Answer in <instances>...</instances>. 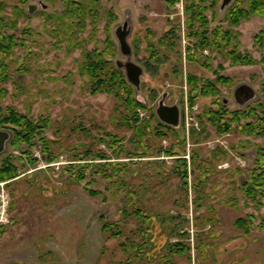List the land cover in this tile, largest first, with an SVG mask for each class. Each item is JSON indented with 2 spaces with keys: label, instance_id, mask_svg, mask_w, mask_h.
Here are the masks:
<instances>
[{
  "label": "rangeland",
  "instance_id": "obj_1",
  "mask_svg": "<svg viewBox=\"0 0 264 264\" xmlns=\"http://www.w3.org/2000/svg\"><path fill=\"white\" fill-rule=\"evenodd\" d=\"M223 1L214 0L215 20L211 19L212 11L206 12L208 21H214L211 26L220 22L228 9ZM97 7L101 17L95 26L87 19L82 32L67 29L72 35L70 43L59 41L53 32L59 24L57 18H62V0H0V18L4 21L15 17L16 8L20 10L15 28L2 29L5 38L14 36L18 42L2 60L9 77L5 82L0 80V107L13 108L37 121L49 119L45 137L53 142L47 153L42 152L37 139L32 148L22 146L15 151L9 135L0 154V163L11 156L21 173L14 183L3 186L8 206L0 224V264H264V232L254 227L245 234L235 226L238 218L257 214L247 202L244 206L241 182L247 177L255 151L264 147V137L246 136L236 123L225 135H218L211 126L201 134L197 120L204 109L217 110L216 101L230 112H244L263 100L264 65L231 67L209 50L196 49V39L189 37L183 0L174 7H167L164 0H98ZM69 24L74 26L73 21ZM123 27L128 33L125 44L129 54L122 52L115 35V29ZM263 27L264 18L252 17L235 28L241 51L257 60L264 51L254 46L253 37ZM107 34L115 49L111 61L118 67L126 62L139 67L136 96L144 98L146 107L137 110L139 118L147 119L151 114L157 118L156 105L162 96L164 104L177 107L181 118V127L173 133L166 129L168 135L163 139L153 138L150 132L153 146L143 157L128 158L117 152L118 145L109 147L111 144L99 142L102 134L110 133L124 139L123 145L129 149L132 131L119 125L118 101L105 94H90L88 76H81L77 68L81 55L76 44L83 42L87 50L105 53ZM187 56L195 58L188 62ZM205 60L212 71L204 67ZM220 64L224 70L219 74L230 80L229 85L220 86L216 98H200L190 107L187 76L213 79V71ZM241 85L254 91V98L243 106L234 99ZM247 122L242 119L239 123ZM193 129L199 139L193 136ZM0 130L10 134L7 127L0 126ZM170 148L176 156H166ZM86 150L94 154L101 150L111 161L126 164L132 188L148 179L153 189L146 193L144 205L154 213L170 212L185 218L189 239L170 237L167 231L156 228L152 242L140 241L136 250L123 254L119 244L135 226L134 222L122 221L125 193L117 195L111 184L99 177L88 187L89 178L75 182L67 172L70 161ZM47 155L55 156L56 162L48 164ZM177 159L186 163V187L175 175L181 168ZM86 187L101 195L89 196ZM195 191L203 194V209L194 208ZM208 208L215 214L211 225H205L203 218ZM104 222L120 227V240L104 239ZM174 242L189 245V257L171 253L169 246Z\"/></svg>",
  "mask_w": 264,
  "mask_h": 264
},
{
  "label": "trees",
  "instance_id": "obj_2",
  "mask_svg": "<svg viewBox=\"0 0 264 264\" xmlns=\"http://www.w3.org/2000/svg\"><path fill=\"white\" fill-rule=\"evenodd\" d=\"M230 1L224 0L226 3L225 6L229 5L228 9L225 11L222 20L211 26L210 23L214 22L212 20L217 18V14L213 11L215 8L214 0H183L186 25L187 29L190 30L189 37L196 39V49L200 51L209 50L222 60L227 61L231 67L264 65V56H261L257 60L250 53L241 51V45L238 39L239 33L235 31V28L242 21H248L252 17L264 18V0H234L232 3ZM164 2L167 7H174L178 0H164ZM97 5L98 0H62L64 13L62 12L61 19L57 18L59 21L57 29H53L55 36L59 37L58 40L72 43V35H68V30L70 31L73 27L74 32H82L85 29L84 25L87 19L95 26L101 17ZM208 10L212 11L211 21H208L206 15ZM17 11L20 12L17 8L13 12L15 17L20 16V13ZM109 13L108 15L113 17L111 19L114 20L113 13ZM15 17L8 21L0 18V80L2 82H5L9 77L8 67L4 65V62L2 63V60L9 56L11 50L16 47L18 42L14 36H7L5 38L2 35V29L15 28L17 20ZM70 21H73L74 26L70 27ZM92 28L94 29L95 27ZM62 30L66 31L63 32ZM76 33H73L75 37ZM108 36L107 34L105 39L107 45L105 53L99 52L96 49L87 50L83 42L76 44V49L80 50L81 55L77 68L81 76H88V89L90 94H105L112 96L118 101L119 107L117 108V113L119 116V125L126 130L132 131V137L128 140L129 149L124 147V139H117L116 136L110 133L102 134L99 142L106 145L111 144L109 147H116L118 145L117 152H120V155L125 153L123 156L127 155L128 158L143 157L142 155H146L149 147L153 146V139L149 136L151 131L153 132V138L163 139L168 135L166 131L170 130L173 133L175 129L158 122L159 119L154 114L149 115L147 119L139 118L137 110L146 108L143 104L145 100L140 95L136 96V90L127 79L122 68L111 61V58L115 55V49L111 45ZM172 42L173 40L170 46L173 45ZM253 42L259 51H264V27L253 37ZM152 57L154 59L156 58L154 55ZM194 58L193 56H187V61L192 62ZM209 63V61L207 62L205 60L203 65L206 69L212 71ZM223 70V66L221 64L218 65L217 71H213L215 74L213 79L200 78L192 74L187 76V101L190 107L200 98H216L220 93V86L229 85L230 80L219 74ZM215 103L218 105L217 110L210 108L204 109L197 116L201 134L207 130L206 126H211L218 135H225L232 129V124L236 123V128L244 135L264 137V99L257 101L253 107L248 106L244 112H230L219 101ZM242 119H247L248 122L241 126L239 122ZM0 126L8 128L10 132L9 144L15 151L21 149L22 146H26L28 149L32 148L34 141L37 139L41 142V147L44 150L42 152L47 153L49 149L48 145L53 143L49 142L45 137V131L49 128V119L39 118L37 121L19 114L13 108L2 109L0 107ZM196 133V130L193 129V136L198 138L199 136ZM200 133L198 132L199 135ZM174 151L173 148H170L165 151V154L166 156H176L177 154ZM24 153L29 155V150ZM12 160L11 156H6L0 163V183L7 182L6 187L14 183L21 174L18 171V166L14 165ZM18 160L22 161L21 158H18ZM46 161L48 164L55 163L56 157L47 155ZM31 163L34 165V160H31ZM176 164L181 168L177 169L175 175L183 180V185L186 187V163L182 159H177ZM67 172L75 182H84L89 178L90 181L87 183L88 187L92 184L94 178L99 177L108 181L111 187L115 189L117 195L120 196L121 193L119 192L125 193L123 196V207L121 209L122 221L123 224L128 221L134 222L135 226L133 230L128 232L129 234L125 241L119 244L123 254L126 255L127 250H136V246L140 244V241L143 243L152 242L156 228H159L160 231H167L170 237L189 239L188 231L184 230L185 225L188 224L185 218L179 215L175 216L170 212L154 213L148 208L149 206L144 205L146 204L144 203L146 193L153 188L147 183L148 179L146 178L138 186L132 188L131 180L129 177L127 178L129 173L127 166L123 162L111 161V158L103 154L101 150L96 154L90 150H86L82 156H75V159L70 161L67 166ZM120 174H122L121 178L118 177ZM241 186L242 194L246 199L244 206L247 202L246 206L249 207L251 205L257 214H248L244 218H238L235 226L245 234H248L254 227L264 232V213H261L264 208V147H258L255 151L251 168L248 170L246 179L241 182ZM88 187L85 190L89 196L94 198L101 195V193L92 191ZM194 195L196 197L193 201L195 210L203 209L205 207L203 194L195 191ZM105 201L103 199V202ZM203 218L205 219V225H211L215 218L214 211L208 208L207 215ZM203 218H201L200 223H203ZM176 220H179V222ZM99 221L103 222V218L100 217ZM255 222H257L256 225ZM101 233L104 239L108 240H120L123 236V232L117 224L112 225L105 222L101 225ZM169 247L171 253L187 255L189 257V245L174 242ZM135 257L137 258V256Z\"/></svg>",
  "mask_w": 264,
  "mask_h": 264
},
{
  "label": "flooded vegetation",
  "instance_id": "obj_3",
  "mask_svg": "<svg viewBox=\"0 0 264 264\" xmlns=\"http://www.w3.org/2000/svg\"><path fill=\"white\" fill-rule=\"evenodd\" d=\"M127 32L125 30V27L123 28H116L115 29V35L118 36V41L120 44V47L122 49L123 53L129 54V50L125 44V38L127 36ZM16 49V47L13 48V50ZM12 52V50H11ZM121 68H123V72L125 73L127 79L131 84L133 85L134 89L137 88V77L139 76L138 72H140L139 67L136 65H133L129 62H126L125 64H120ZM164 96H162V99H160L156 105V116L158 119L161 120V122L165 123V125L175 129L181 127V118L178 112V109L176 106H168L164 104ZM4 131V130H3ZM7 131V130H6Z\"/></svg>",
  "mask_w": 264,
  "mask_h": 264
},
{
  "label": "water",
  "instance_id": "obj_4",
  "mask_svg": "<svg viewBox=\"0 0 264 264\" xmlns=\"http://www.w3.org/2000/svg\"><path fill=\"white\" fill-rule=\"evenodd\" d=\"M224 6L226 3L223 1ZM228 4V3H227ZM29 12H32V7H29ZM254 98V91L247 85H241L234 92V99L239 105H245ZM9 139V134L0 130V154L5 150V144Z\"/></svg>",
  "mask_w": 264,
  "mask_h": 264
},
{
  "label": "built area",
  "instance_id": "obj_5",
  "mask_svg": "<svg viewBox=\"0 0 264 264\" xmlns=\"http://www.w3.org/2000/svg\"><path fill=\"white\" fill-rule=\"evenodd\" d=\"M6 183H0L1 187V194H0V224L3 223L4 217L6 215V209L8 206V203L5 201V191L3 190V186Z\"/></svg>",
  "mask_w": 264,
  "mask_h": 264
},
{
  "label": "crops",
  "instance_id": "obj_6",
  "mask_svg": "<svg viewBox=\"0 0 264 264\" xmlns=\"http://www.w3.org/2000/svg\"><path fill=\"white\" fill-rule=\"evenodd\" d=\"M7 183V182H6Z\"/></svg>",
  "mask_w": 264,
  "mask_h": 264
}]
</instances>
